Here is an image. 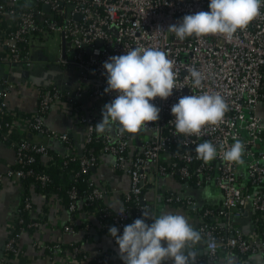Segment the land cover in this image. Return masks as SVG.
I'll return each mask as SVG.
<instances>
[{"label": "built area", "instance_id": "built-area-1", "mask_svg": "<svg viewBox=\"0 0 264 264\" xmlns=\"http://www.w3.org/2000/svg\"><path fill=\"white\" fill-rule=\"evenodd\" d=\"M209 3L210 0H0V65L30 66L35 40L59 34L66 49L58 62L76 68L81 84L73 93L56 86L25 87L37 93L36 112L31 116L11 110L6 91L0 89V140L20 136L19 141L12 142L16 153L14 166L0 174V186L5 178L22 181L33 173L24 171L26 164L35 162L33 156L28 157L30 152L41 154L42 163H48L46 156L50 148L27 139L25 134L56 139L67 147L66 154L58 153L65 159L64 164L79 162L80 171L76 176L89 174L106 154L114 158L113 169L130 179L129 189L123 193V205L117 209L105 202L111 191L96 185L91 176L85 180L90 192L80 195L72 186L66 207L71 220L65 225L64 233L76 234L75 223L84 216L86 228L108 229L107 235L116 243L109 233L111 227L105 222L112 214V221L121 234L124 226L137 218L152 223L150 214L155 206L148 202L145 193L149 174L155 172L181 182L188 190L213 188L222 193L221 207L203 205L189 194L176 192L168 193L165 199L167 204L184 209L189 217H198L195 229L206 245L208 261H216L221 252L237 257L235 264H246L247 257L253 254L264 258V120L258 113L264 104V14L231 40L219 34L181 40L168 30L185 15L210 11ZM45 6L49 7L48 11ZM261 12L264 13V5ZM149 47L164 51L176 73L173 95L166 100L157 97L153 101L160 109L159 120L135 134L122 132L118 122L112 123V129L106 127L104 132H98L95 125L102 120L104 105L117 95L105 93L104 62L127 50ZM191 68L202 73V85L198 88L192 85ZM2 80L8 90L19 89L8 78ZM204 92L219 93L226 100L228 111L223 121L205 126L198 136L178 133L172 106L182 96ZM84 98L93 103L88 111L80 103ZM55 108L71 114L84 127L86 149L83 154L75 151L67 132H56L46 124L47 116ZM237 139L245 147L242 163L223 158L224 151ZM205 140L217 147V157L210 162L198 158L196 152V145ZM98 141L103 146L93 152L90 146ZM37 179L43 183L49 181L46 175ZM52 194L63 199L60 192ZM130 202L137 206L131 207ZM34 204L31 196L23 195L0 264H11L20 257L23 236L28 234L33 238V233L40 229L42 219ZM94 204L102 207L101 213L96 212L97 208L85 210ZM249 210L254 230L246 234L235 219L242 218ZM144 213H148V217ZM35 246L47 251L49 259L62 264H112L110 254L93 255L81 245L70 242L38 241ZM188 253L195 254L190 264H204L194 243L185 248V254Z\"/></svg>", "mask_w": 264, "mask_h": 264}, {"label": "clouds", "instance_id": "clouds-1", "mask_svg": "<svg viewBox=\"0 0 264 264\" xmlns=\"http://www.w3.org/2000/svg\"><path fill=\"white\" fill-rule=\"evenodd\" d=\"M262 5L264 0H210V11L185 15L168 30L181 40L215 34L231 40L238 31L246 29L264 14ZM103 67L107 79L105 93L117 95L104 105L102 120L95 125L98 132H104L106 127L118 122L122 132L135 134L159 120L160 109L153 101L157 97L166 100L176 89L173 62L164 51L151 47L133 48L125 54L110 57ZM189 75L193 87L202 85L203 76L199 70L191 68ZM227 111L224 97L208 92L182 96L171 109L177 132L197 136L205 126L221 123ZM244 151L243 142L237 139L224 151L223 158L242 163ZM196 152L204 162L213 161L218 154L216 145L210 140L196 145ZM148 215L144 213L145 217ZM109 233L119 247L123 264H165L169 259L172 264H190L195 254H185V248L202 239L201 233L178 213L153 217L151 224L137 218L124 226L122 234L116 226H112Z\"/></svg>", "mask_w": 264, "mask_h": 264}, {"label": "crops", "instance_id": "crops-1", "mask_svg": "<svg viewBox=\"0 0 264 264\" xmlns=\"http://www.w3.org/2000/svg\"><path fill=\"white\" fill-rule=\"evenodd\" d=\"M44 41V38L35 40V47L31 53L32 64L12 65L3 67L0 65V89L6 91L7 103L11 110L21 113L23 116H31L36 112L37 93L26 89L25 87L36 86L41 88L59 87L68 93L75 92L80 84L79 71L73 67H66L59 64V60L64 56L63 48L60 57L49 54V50L39 47L38 42ZM29 72L28 77H24L23 73ZM9 79L19 86L17 90H8L7 86L2 84V79ZM86 111L93 104L89 98H84L80 102ZM259 115L264 120V104L258 109ZM46 124L54 131L59 133L67 132L75 147V151L79 154L85 152V130L79 125L76 119L69 113L64 112L60 108L53 109L46 118ZM112 129V127H110ZM264 135V134H263ZM27 139L37 141L47 145L50 149L59 154H66L67 147L59 140L50 139L41 135L32 133L25 134ZM16 138H20L16 135ZM264 152V145L262 146ZM16 153L13 145L9 142L0 140V174L14 166ZM114 158L110 155H102L99 165L91 170V178L98 186L104 187L111 191L106 198V204L113 209H117L123 205V193L129 189L130 179L127 175L117 172L113 169ZM29 196L35 203V209L38 217L42 219L40 229L33 233V238L28 234L24 235L21 240L23 253L16 260H12L11 264H62L49 259V253L38 249L35 244L38 241L52 243L58 240L81 245L85 250L93 255L110 254L112 264H123L121 262V254L117 243L107 234H100L97 229L86 228L83 224L84 216L81 221L75 223L77 233H64L65 225L70 223L71 216L65 206L63 199L55 197L52 193L49 195L37 192L30 187ZM176 192L182 195L189 194L195 197L201 204L210 205L212 207H221L223 202L222 193L217 189H206L204 191L188 190L181 182L159 175L158 173L149 174V187L145 193V198L154 205V210L150 214L153 217L163 213H178L184 215L188 221L194 226L198 225V217H189V214L177 205H169L165 199L168 193ZM26 194L23 184L19 180L7 179L3 180L0 186V257L5 255L6 243L11 236L10 226L14 224L18 216L19 203ZM152 218V217H151ZM94 225L96 222L93 221ZM235 223L249 234L254 230V221L252 211H247L242 218L235 219ZM166 246L167 242H163ZM195 244V251L204 258V264H235L237 257H228L221 252L216 261H208V252L206 245L199 241ZM165 264H172L171 259ZM246 264H264V258L260 254H253L247 257Z\"/></svg>", "mask_w": 264, "mask_h": 264}, {"label": "trees", "instance_id": "trees-1", "mask_svg": "<svg viewBox=\"0 0 264 264\" xmlns=\"http://www.w3.org/2000/svg\"><path fill=\"white\" fill-rule=\"evenodd\" d=\"M14 140L19 141V139H17L16 136H12L6 142L12 144ZM102 146L103 144L100 141H98L94 143L93 146L90 147L93 148L94 150L93 152H97L100 150V148H102ZM32 156L35 158V162L31 164H26V166L24 167V171L26 173H28V171H32L33 173L31 175H27L26 178L21 181L23 187L26 190L25 195L29 196L28 191L30 190V187L31 188L33 187L34 190L37 192H41L47 195L52 192H60L63 194V201L65 206L68 207L70 203L69 192L72 186L76 188L77 192L80 195L86 191L90 192V187L85 180L91 175V172H89V174L87 175L81 174L80 176H76V173L80 171L79 162H71L70 164L65 165L64 164L65 159L60 158L58 153H56L52 149L48 151V154L46 156L48 159L47 164L42 163L41 154H37L35 152L28 153V157H32ZM40 175H46L49 181L46 183L41 182L40 180L37 179V177ZM194 190L200 191L199 189L196 188ZM128 205H130L131 207L137 206V204L134 202H130L128 203ZM94 208H97L96 212L101 213L102 207L96 204L88 205V207L85 208V210L91 211ZM113 216L114 214L109 216V218L105 221L106 224H108L110 227L115 226L114 222L112 221ZM146 222L148 223L149 220L146 219ZM77 229L80 230L81 228L77 227ZM99 232L100 234H107L108 229H105L103 231L100 230Z\"/></svg>", "mask_w": 264, "mask_h": 264}, {"label": "rangeland", "instance_id": "rangeland-1", "mask_svg": "<svg viewBox=\"0 0 264 264\" xmlns=\"http://www.w3.org/2000/svg\"><path fill=\"white\" fill-rule=\"evenodd\" d=\"M62 38L59 34H52L49 37H44V41H39L38 46L44 47L49 50V54L55 56V58H59L62 51ZM9 69V66H8Z\"/></svg>", "mask_w": 264, "mask_h": 264}, {"label": "water", "instance_id": "water-1", "mask_svg": "<svg viewBox=\"0 0 264 264\" xmlns=\"http://www.w3.org/2000/svg\"><path fill=\"white\" fill-rule=\"evenodd\" d=\"M44 9L48 11V10H49V7H48V6H45ZM99 44H101V42H99ZM65 47H66V46H65V42H63V44H62L63 55H65V49H66ZM14 66H16V65H14ZM23 75H24V77H28L29 72H28V71H25V72L23 73Z\"/></svg>", "mask_w": 264, "mask_h": 264}]
</instances>
